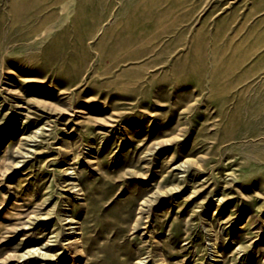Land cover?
Instances as JSON below:
<instances>
[{"label": "rangeland", "instance_id": "374dc122", "mask_svg": "<svg viewBox=\"0 0 264 264\" xmlns=\"http://www.w3.org/2000/svg\"><path fill=\"white\" fill-rule=\"evenodd\" d=\"M48 239L264 264V0H0V264Z\"/></svg>", "mask_w": 264, "mask_h": 264}, {"label": "bare ground", "instance_id": "6f19581e", "mask_svg": "<svg viewBox=\"0 0 264 264\" xmlns=\"http://www.w3.org/2000/svg\"><path fill=\"white\" fill-rule=\"evenodd\" d=\"M179 164V163H178ZM177 168V167H176ZM69 183V182H68ZM73 188V186H69L68 188H66V190L70 191V189ZM73 190V189H72ZM65 220V223H75L76 220L74 218H68V217H64L63 218ZM71 225V224H70ZM71 227H74V226H69L67 228H71ZM54 228V227H53ZM55 230V229H54ZM53 231V230H52ZM68 232H74V231H68ZM51 239V237H50ZM56 243H52L50 242V240L48 239L47 241H45L43 244L41 245H33V246H30L28 247L26 250H24V252L22 253V256H39L41 259L40 261L38 262V264H42V262L48 258H46L45 256L48 255V256H54L55 254H57V252L53 253V254H49V253H46L44 251L41 250V248H50L52 245H54ZM50 259V258H49Z\"/></svg>", "mask_w": 264, "mask_h": 264}]
</instances>
